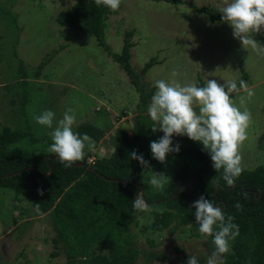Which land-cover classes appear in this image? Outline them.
<instances>
[{"label": "rangeland", "instance_id": "374dc122", "mask_svg": "<svg viewBox=\"0 0 264 264\" xmlns=\"http://www.w3.org/2000/svg\"><path fill=\"white\" fill-rule=\"evenodd\" d=\"M77 1L0 0V129H21L37 139L26 138L14 146L20 150L50 152L49 133L72 108L76 115L73 130L82 122L105 128L104 137L84 149L92 161L110 154L117 132L132 135L139 126L144 138L140 148L149 155L152 137L164 135L148 113L152 98L140 108L139 94L129 78L95 38L55 21L58 13ZM179 1L121 0L120 8L105 22L106 43L119 54L125 32L134 31L130 63L147 91L155 88L159 79H176L181 84L201 80L205 85L208 79H215L225 84L237 82L246 73V83L254 95L248 100L243 90L231 94L238 107L239 97L244 96L252 114L240 149L242 168L264 166V56L244 48L227 22H212L196 10L201 6L219 9L223 0ZM252 35L264 46V29ZM151 58L158 63L141 75ZM41 63L45 64L39 69ZM173 70L179 75L172 77ZM45 110L56 114L53 129L33 119ZM186 137L173 135V144L185 147ZM179 164L180 160H167L153 163L151 170L169 176ZM163 211L161 205H149L136 223L131 222L128 245L138 252L135 264H183L185 258L187 264L189 256L207 264L215 246L207 236H200L197 226H179L170 232L172 224L163 231H151L152 215ZM55 236L48 214L37 212L28 199L17 201L11 191L0 190V264H65L64 252L54 248ZM56 251L60 254L54 257Z\"/></svg>", "mask_w": 264, "mask_h": 264}, {"label": "trees", "instance_id": "16d2710c", "mask_svg": "<svg viewBox=\"0 0 264 264\" xmlns=\"http://www.w3.org/2000/svg\"><path fill=\"white\" fill-rule=\"evenodd\" d=\"M163 1L180 3L179 0ZM196 10L212 22L222 20V13L215 7L201 6ZM113 13L106 6H97L94 0H78L69 10L58 13L55 21L60 26L93 36L97 45L129 78L139 94L140 108L145 107L155 88L147 91L131 66L134 31L125 32L119 54L113 53L105 41V22ZM156 63L157 59L151 58L140 74L144 76ZM44 64L38 68L42 69ZM241 80H248L246 73L236 82L238 88ZM196 84L205 86L201 80ZM74 131L87 134L93 142L100 141L105 135L104 127L89 122L78 124ZM26 138L37 142L24 130H12L8 126L0 129V190L11 191L17 201L28 199L37 212L49 215L56 233L52 242L55 249L61 248L64 252L65 264H135L138 252L128 245V230L141 212L133 208V199L141 189L148 205L164 208L163 212L152 215V232L163 231L172 224L170 232L188 225L198 229L192 204L203 195L222 209L226 218L234 217L232 222L239 226V235L230 240L229 251L222 256L220 264H264L263 165L243 169L234 186L230 187L223 179V169H214L203 145L186 137L185 147L179 146V152L167 155L166 161L180 160V164L169 174L164 189L157 190L147 184L151 177L149 172L130 155L136 151L150 166L162 164L152 153L146 155L140 148L144 140L141 126L132 135L126 131L117 132L110 154L95 159L90 165L87 164L88 152H84L83 160L66 167L55 153H33L14 147ZM159 139L152 137V141ZM237 205H240L239 209ZM207 237L212 242L213 237ZM59 254L56 251L52 255L57 257ZM183 264H186V258Z\"/></svg>", "mask_w": 264, "mask_h": 264}, {"label": "clouds", "instance_id": "9594fccd", "mask_svg": "<svg viewBox=\"0 0 264 264\" xmlns=\"http://www.w3.org/2000/svg\"><path fill=\"white\" fill-rule=\"evenodd\" d=\"M94 2L97 6L103 5L112 11L118 10L121 4V0ZM219 12L222 13V20L232 27L234 38L238 39L244 48H251L257 55L264 56V46L252 35L264 29V0H223ZM171 75L176 77L179 73L173 70ZM155 88L148 113L150 118L158 123V128L164 135L150 143L153 158L164 163L169 153L179 152V144L173 147V135H186L203 145V150L210 155L214 169H223V179L228 186H234L235 179L243 171L240 149L247 139L252 114L245 106L244 96L239 97L238 107L231 94L243 90L250 100L254 92L247 83L241 80L238 88L234 80L220 84L215 79H208L205 86L199 87L195 82L181 84L176 79H159L155 81ZM55 117L56 114L52 110H45L33 119L39 125L53 129ZM75 123V112L68 108L49 133L52 139L49 151L55 153L66 167L83 160L85 147L91 146L92 143L87 134L81 135L73 130ZM156 130L157 127H153V131ZM130 155L132 159L138 160L145 170L150 171V186L163 190L169 177L163 172L152 171L149 162L136 151H132ZM192 207L195 208L194 215L199 233L213 237L215 250L208 257L207 264H220V258L229 251L230 240L239 235V226L232 222L234 217L226 218L223 210L214 206L203 195ZM236 207L239 209L240 205ZM133 208L137 211H148L149 205L144 199V192L137 191ZM187 264H199L197 257L189 256Z\"/></svg>", "mask_w": 264, "mask_h": 264}, {"label": "built area", "instance_id": "2783aa9c", "mask_svg": "<svg viewBox=\"0 0 264 264\" xmlns=\"http://www.w3.org/2000/svg\"><path fill=\"white\" fill-rule=\"evenodd\" d=\"M94 161H95L94 158H93V161H92V157L87 159V163H91V164H93Z\"/></svg>", "mask_w": 264, "mask_h": 264}, {"label": "water", "instance_id": "95a60500", "mask_svg": "<svg viewBox=\"0 0 264 264\" xmlns=\"http://www.w3.org/2000/svg\"><path fill=\"white\" fill-rule=\"evenodd\" d=\"M140 191H141V192H143V190H142V189H141Z\"/></svg>", "mask_w": 264, "mask_h": 264}]
</instances>
